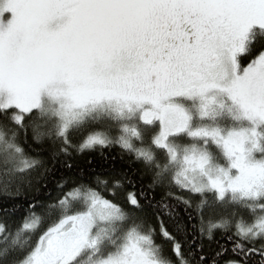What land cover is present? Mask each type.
Instances as JSON below:
<instances>
[{"label": "snow or ice", "instance_id": "6c2138e0", "mask_svg": "<svg viewBox=\"0 0 264 264\" xmlns=\"http://www.w3.org/2000/svg\"><path fill=\"white\" fill-rule=\"evenodd\" d=\"M0 195V264H264V0H0Z\"/></svg>", "mask_w": 264, "mask_h": 264}, {"label": "trees", "instance_id": "16d2710c", "mask_svg": "<svg viewBox=\"0 0 264 264\" xmlns=\"http://www.w3.org/2000/svg\"><path fill=\"white\" fill-rule=\"evenodd\" d=\"M42 159L45 162V167L51 170L50 174L47 176V179L43 180L42 183L34 184L30 189H26L25 192L15 200H8L7 202L9 204H24L25 196L30 198L33 195H37L40 202H48L50 200H54L58 195L56 182L59 181L62 177L71 176L74 178H78V172L81 174H91L93 172H95L96 174H109L113 170L118 171L121 169H128L129 165L138 170L142 169L143 167L141 164L134 163L133 158L130 155L123 153L119 147L105 149L97 148L94 150L85 151L82 154H77L74 152L71 158L60 156L57 159H53L46 154L44 157H42ZM65 159H68L72 164L71 169H67L63 166V161ZM144 182H148L147 177H145ZM160 194L161 193L158 192L157 198H159ZM108 198L111 199L112 197L109 196ZM4 200L5 197L3 195H0V201ZM20 215L22 214H18L16 217H13V219L19 220ZM215 237L220 244H227V241L222 238V234L219 231L215 233ZM205 245V251L209 255L219 250L215 241L209 244V241L205 240Z\"/></svg>", "mask_w": 264, "mask_h": 264}]
</instances>
